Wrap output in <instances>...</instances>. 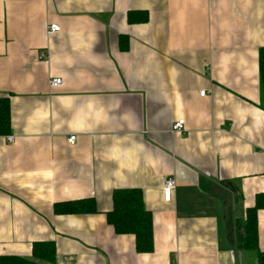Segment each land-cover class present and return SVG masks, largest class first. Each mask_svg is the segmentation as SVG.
Here are the masks:
<instances>
[{"label":"crops","instance_id":"obj_1","mask_svg":"<svg viewBox=\"0 0 264 264\" xmlns=\"http://www.w3.org/2000/svg\"><path fill=\"white\" fill-rule=\"evenodd\" d=\"M263 45L264 0H0V256L43 263L46 241L53 264H257L234 223L258 204L264 252ZM119 188L142 191L148 253L107 221ZM87 198L94 212H55Z\"/></svg>","mask_w":264,"mask_h":264},{"label":"trees","instance_id":"obj_2","mask_svg":"<svg viewBox=\"0 0 264 264\" xmlns=\"http://www.w3.org/2000/svg\"><path fill=\"white\" fill-rule=\"evenodd\" d=\"M148 19L145 10H130L127 12L128 23H140ZM123 48H126L127 40L120 38ZM258 79L260 102L259 108L264 109V45L259 47L258 52ZM11 126L10 102L6 97H0V135L9 134ZM226 187L235 192V186L230 182H224ZM232 185V186H231ZM235 195V194H234ZM112 209L106 212L108 223L118 233L134 235V245L138 252L148 253L153 250V229L151 212L145 208L142 200V191L138 188L115 190L112 194ZM246 209L244 221L235 220V238L238 245L243 249L252 250L256 256L257 264H264V252L260 251L257 240L256 208ZM95 205L92 198L73 200L55 205V212H94ZM32 255L42 261L30 260L22 257L9 255L0 256V264H49L54 263L56 247L51 242H35L32 244Z\"/></svg>","mask_w":264,"mask_h":264},{"label":"built area","instance_id":"obj_3","mask_svg":"<svg viewBox=\"0 0 264 264\" xmlns=\"http://www.w3.org/2000/svg\"><path fill=\"white\" fill-rule=\"evenodd\" d=\"M48 27H49L48 28L49 32L59 31L60 30L59 25L56 24V23H52ZM60 83H61V79L59 77H56V78L50 80L49 85L54 87L55 85H58ZM204 93H205V90H201L199 92L200 95H203ZM183 123H184V121L182 119L176 120L173 123V125H172L173 126V130L174 131H181L184 128ZM12 139H13V136H8L7 137V141L8 142H11ZM75 139H76V135L75 134H71L70 136L67 137V142L71 144V142H74ZM163 185H164V187H163L164 200L169 201L170 200V196H171V191H172V189L175 186L174 180L172 178H168L167 180H165Z\"/></svg>","mask_w":264,"mask_h":264},{"label":"water","instance_id":"obj_4","mask_svg":"<svg viewBox=\"0 0 264 264\" xmlns=\"http://www.w3.org/2000/svg\"><path fill=\"white\" fill-rule=\"evenodd\" d=\"M225 192V191H224ZM231 203H232V201H231V197H228V199H227V204L225 205V211L227 212V213H230L229 211H230V208H231Z\"/></svg>","mask_w":264,"mask_h":264}]
</instances>
